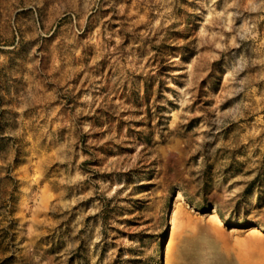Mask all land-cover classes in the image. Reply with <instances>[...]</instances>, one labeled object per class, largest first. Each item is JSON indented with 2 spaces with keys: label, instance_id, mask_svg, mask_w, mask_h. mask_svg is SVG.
Instances as JSON below:
<instances>
[{
  "label": "rangeland",
  "instance_id": "374dc122",
  "mask_svg": "<svg viewBox=\"0 0 264 264\" xmlns=\"http://www.w3.org/2000/svg\"><path fill=\"white\" fill-rule=\"evenodd\" d=\"M242 243L264 262V0H0V264Z\"/></svg>",
  "mask_w": 264,
  "mask_h": 264
},
{
  "label": "bare ground",
  "instance_id": "6f19581e",
  "mask_svg": "<svg viewBox=\"0 0 264 264\" xmlns=\"http://www.w3.org/2000/svg\"><path fill=\"white\" fill-rule=\"evenodd\" d=\"M173 218H174V215H173ZM243 245L240 246V251H244V257L246 258V260L248 259L247 261V264H260L259 262H257L255 259L252 258V254H253V251L248 248L244 245V243H242ZM264 264V262L262 263Z\"/></svg>",
  "mask_w": 264,
  "mask_h": 264
}]
</instances>
